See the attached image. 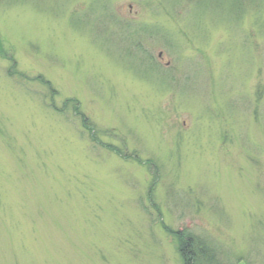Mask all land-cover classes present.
Here are the masks:
<instances>
[{
	"label": "rangeland",
	"instance_id": "1",
	"mask_svg": "<svg viewBox=\"0 0 264 264\" xmlns=\"http://www.w3.org/2000/svg\"><path fill=\"white\" fill-rule=\"evenodd\" d=\"M178 231L264 264V0H0V264H184Z\"/></svg>",
	"mask_w": 264,
	"mask_h": 264
},
{
	"label": "trees",
	"instance_id": "2",
	"mask_svg": "<svg viewBox=\"0 0 264 264\" xmlns=\"http://www.w3.org/2000/svg\"><path fill=\"white\" fill-rule=\"evenodd\" d=\"M83 123L86 128H92L88 127L85 117ZM177 237L179 240L178 251L184 264H224L216 247L205 237L190 232L184 234L181 231L177 232Z\"/></svg>",
	"mask_w": 264,
	"mask_h": 264
}]
</instances>
